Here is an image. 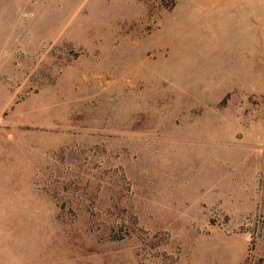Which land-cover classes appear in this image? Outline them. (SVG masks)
<instances>
[{
	"label": "rangeland",
	"instance_id": "obj_1",
	"mask_svg": "<svg viewBox=\"0 0 264 264\" xmlns=\"http://www.w3.org/2000/svg\"><path fill=\"white\" fill-rule=\"evenodd\" d=\"M0 264H264V0H0Z\"/></svg>",
	"mask_w": 264,
	"mask_h": 264
},
{
	"label": "crops",
	"instance_id": "obj_2",
	"mask_svg": "<svg viewBox=\"0 0 264 264\" xmlns=\"http://www.w3.org/2000/svg\"><path fill=\"white\" fill-rule=\"evenodd\" d=\"M198 38H200V37H198ZM211 41H212V42H216V39H215V38H212ZM238 41H239V39H237V42H238ZM204 42H205V41H204V38L196 39V44H197L198 46H200V47L203 46ZM229 45H230L231 47H233V45H234V39H230V40H229ZM204 197H205V195L203 194L202 190L199 189V190H198V193L195 195V198H194V201H193L194 204H195V205H198L199 202H200Z\"/></svg>",
	"mask_w": 264,
	"mask_h": 264
},
{
	"label": "built area",
	"instance_id": "obj_3",
	"mask_svg": "<svg viewBox=\"0 0 264 264\" xmlns=\"http://www.w3.org/2000/svg\"><path fill=\"white\" fill-rule=\"evenodd\" d=\"M211 213L215 216L216 219H217V216H218L219 218H221L219 212H218L217 214L215 213V209H212Z\"/></svg>",
	"mask_w": 264,
	"mask_h": 264
}]
</instances>
